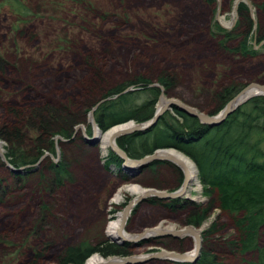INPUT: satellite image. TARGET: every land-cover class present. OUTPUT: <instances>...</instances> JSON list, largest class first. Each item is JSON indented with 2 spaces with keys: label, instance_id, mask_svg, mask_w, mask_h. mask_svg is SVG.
I'll return each mask as SVG.
<instances>
[{
  "label": "rangeland",
  "instance_id": "374dc122",
  "mask_svg": "<svg viewBox=\"0 0 264 264\" xmlns=\"http://www.w3.org/2000/svg\"><path fill=\"white\" fill-rule=\"evenodd\" d=\"M236 1L24 0L36 17L30 23L18 24L11 11L13 0H0V132L4 125L15 124L27 153L34 155L37 149L44 152L43 159L28 172H13L1 162L0 264H27L37 251L41 258L36 264H56L67 247L87 243L95 248L107 241L113 243L105 231L134 199L123 191L127 185L176 192L178 185L164 182L178 169L172 162L160 164L159 171L154 172L164 180L155 187L143 185L146 173L132 177V172L121 170L122 162L113 161L115 167L105 168L111 150L102 151L100 142L91 143L94 130L90 111L101 100L111 99L103 97L121 84L126 87L123 94L138 92L134 104L150 99L148 91H138L141 86L132 85L139 78L145 88L160 90L155 111L164 97L209 116L217 107L213 92L240 86L236 96L249 84L264 86V14L257 8L264 0H244L251 5V24L243 22ZM228 32L234 37L225 38ZM244 40L255 54L237 51ZM164 78L171 81L170 87H162ZM43 105L55 109L53 115L46 116L50 121L46 133L33 116L36 110H45ZM9 108L22 111L23 116L8 117ZM166 114L181 122L175 109ZM166 120L170 118L166 116ZM71 127L68 139L52 137L60 129ZM48 140H53L54 154L44 148ZM0 145L5 153L7 142L0 138ZM52 163L67 166L69 176L61 185L52 183L54 173L48 169ZM116 192L122 195L119 204L112 202ZM192 194L190 198L195 201H187L182 218L161 204H138L133 207L138 214L130 213L124 231L134 236L159 223L162 228L173 225L177 231L188 226L200 230L202 250L215 255L217 264L254 262V255L241 254L235 246L226 245L235 243L237 234L228 215L218 208L215 194L205 196L201 185ZM196 206L199 208H192ZM205 208V221L191 225L189 218ZM139 209H150L146 219L139 217ZM138 217V225H134ZM173 238L152 239L163 242L164 251L184 253ZM145 239L135 244L140 246ZM181 240L182 249H189L188 236ZM259 244L264 246V229ZM152 247L147 243L108 258H136L139 262ZM136 264L165 263L150 260Z\"/></svg>",
  "mask_w": 264,
  "mask_h": 264
},
{
  "label": "trees",
  "instance_id": "16d2710c",
  "mask_svg": "<svg viewBox=\"0 0 264 264\" xmlns=\"http://www.w3.org/2000/svg\"><path fill=\"white\" fill-rule=\"evenodd\" d=\"M71 1L81 2L82 0ZM207 1L212 4L215 0ZM257 8L264 14V2L259 4ZM11 11L15 15L18 24L30 23L36 17V12L26 6L24 0H13ZM238 12L240 17L244 19L243 22L251 24L248 17V8L245 4H239ZM217 29L221 30L219 27ZM224 36L227 39L234 37L229 32ZM59 40V42L63 41ZM239 47L240 49H237V51L242 52L244 55L255 54V51L247 46L246 40ZM2 67L3 65L0 64V69ZM160 83L163 88L172 85L167 78L162 79ZM132 85L141 86L138 91H148L151 98L145 99V101L136 105L133 99L138 92L132 91L123 94L126 88L124 84L113 87L103 97L111 99L105 100L93 110L94 122L103 131L102 133L128 121L140 124L149 121L153 117L154 106L160 92L159 88H145L144 81L141 78L132 82ZM239 89L240 86L230 85L213 92L212 98L217 104L213 114L222 110ZM43 106L45 110L43 112L36 110L33 112V116L36 117V121L39 123L40 127L38 126V128L46 133L48 131L47 127L50 125V121L46 119V116L53 115L55 109ZM28 111L31 113L30 110ZM21 112L9 108L7 115L8 117L21 118L23 116ZM175 114L181 122L175 116L165 115L164 113L154 128L146 133L122 136L116 139L117 146L131 159H140L156 150L168 148H173L187 156L196 166L198 181L203 188V194L207 197L215 194L218 208L228 215L233 224L237 241L235 243L227 242L226 245L229 247L235 246L241 254L254 255V262H249V264H264V246L259 244L260 231L264 229V96L250 98L234 110L222 124L213 128L201 124L196 118L189 117L176 109ZM166 116L170 118V121L166 120ZM71 131L72 127L69 129L63 128L56 134H52V137L60 135L68 139ZM0 138L7 142L5 153H3L7 162L14 168H27V171L24 172H28L30 167L33 168L44 153L41 149H37L34 155L27 153L22 148L21 134L15 124L4 125L0 132ZM53 145V140H48L44 148L49 153L54 154ZM108 157L104 164L105 168L109 167L113 161L122 162L112 152ZM154 164L165 163L157 161L148 166ZM145 167L141 168L132 177H136L140 173L143 174ZM66 168L67 166L62 163H52L48 166V169L54 173L52 183L62 184L63 179L69 176ZM150 174L156 175V173ZM181 199L185 200L186 205L187 201H194L187 198ZM156 201L159 203L158 205L161 204L162 206L163 203H169L172 200L149 198L143 202L150 205L156 204ZM186 205L176 206L174 215L182 218V212H184L183 209ZM192 208L197 209L199 206ZM149 211L150 209H142L139 217L146 219L145 214ZM207 211L208 208H205L200 214L196 213L189 218V223L199 226L205 221ZM139 217L134 221V225H138ZM159 224L154 225L152 228ZM188 238L193 243V240L190 237ZM44 249L48 250V248ZM95 253L102 256V258H108L121 256L124 252L118 245L108 241L95 248L88 246L87 243H81L63 250L56 258V264H84ZM201 253L202 255L200 254L199 257L202 256V258H198L196 264H217L215 255L210 252H203L202 249ZM40 258L41 252L37 251L27 264H36Z\"/></svg>",
  "mask_w": 264,
  "mask_h": 264
},
{
  "label": "water",
  "instance_id": "95a60500",
  "mask_svg": "<svg viewBox=\"0 0 264 264\" xmlns=\"http://www.w3.org/2000/svg\"><path fill=\"white\" fill-rule=\"evenodd\" d=\"M240 3H244L245 5H247V7L249 9L251 8V5L249 3H246L244 0H237L235 2V6H238ZM136 90H138V89H136ZM251 90H255L258 93L249 96L248 98L244 99L243 101H240L239 103H236V105L233 104L236 101V99H238L242 94H244L247 91H251ZM255 96H264V86L257 85V84H249L242 91H240L236 96H234L224 106V108L220 112H218L217 114L212 115V116L205 115V114H202V113H197L195 110H193V109H191L189 107L183 106V105H181V104H179V103H177L175 101H168L166 106H164L161 110L155 111L153 117L149 121L144 122V123H140V124H136V125H134V128H132L131 130L124 131L123 133H120L119 135H116V137L114 138V141H116V139H118V138H120L122 136H125V135H130V134H134V133H146L147 131H149L152 128H154L157 125L159 119L164 115V113H166L170 109H177V110L185 113L189 117L196 118L201 124L207 125L210 128L217 127L220 124H222L226 120V118L234 110H236L239 106H241L247 100H249L250 98L255 97ZM104 101L105 100H101L99 103H97L95 109ZM90 116H91V125L93 127V130L95 128L98 129L97 125L94 122V119L92 118V112H90ZM93 140L95 142H97V143L99 142V139L95 138L94 135H93ZM110 150H111L112 153H114L118 158H120L123 161V163H122V169L123 170L136 169V168L139 169L141 167H145L146 165H148L149 163L154 162V161L172 162L173 163V161H170V159L160 158V157L155 156V153L158 152V150H156L152 154L146 155V156H144V157H142V158H140L138 160L129 159L128 156L126 155V153L121 148H119L115 142H113V145L110 147ZM0 157H1V160H3V162H5V159H4V156H3V151L1 150V148H0ZM41 159H43V157ZM173 164L176 165V163H173ZM176 166L178 168H180L178 165H176ZM8 168H10L13 172H16V173H21L23 171L22 169H12L9 166H8ZM182 172H183V176H184V182H183L182 187L180 188V190H178L176 192H173V193H170V194H165V193H161V192H153L151 194H146L140 200H138V201L135 200L133 203L130 202L125 210H129V208L131 209V207H133L137 203L142 202L144 200V198L148 197V196H152L154 198L164 199V200H172V199L177 198L180 194L185 192V190H186V188L188 186V183H189L187 175L184 173V171H182ZM188 228H191V227H188ZM191 229L193 230V228H191ZM148 231H150V230L146 229V231L143 234H141V236L140 235L139 236L138 235H134L135 238L131 237V238H129V240H135L136 241V240H139V239L148 238L147 236L145 237V233H147ZM182 233L183 232H180V231H177L175 233H168V232H165L164 230H160V231L154 233L153 237L171 236V237H175V238H181V237L183 238L184 236H182ZM108 238L112 242H114V243H116L118 245L121 244L124 240H126V239H124L122 242H118L116 239H112L110 237H108ZM129 240H126V241H129ZM200 242H201V239L198 240V244H197L195 249L193 248L191 251L189 250V251H187L185 253H182V254H176V253H172V252L169 253V252H166V251H161L158 254H156L154 257H162L165 260L176 262V263H190V264H193L199 258V254H200V251H201ZM143 262H144V260H141V261L137 262L136 258L135 259L134 258H131V259H129V258H121L120 262H118L117 264H124V263L136 264V263H143Z\"/></svg>",
  "mask_w": 264,
  "mask_h": 264
},
{
  "label": "bare ground",
  "instance_id": "6f19581e",
  "mask_svg": "<svg viewBox=\"0 0 264 264\" xmlns=\"http://www.w3.org/2000/svg\"><path fill=\"white\" fill-rule=\"evenodd\" d=\"M256 93H258V92L255 90L247 91L244 94H242L238 99H236V101L233 104L236 105V103H239L240 101H243L244 99H246L249 96L256 94ZM167 102H168V100L163 97L156 105L157 110H161L164 106H166ZM90 112H92V115H93V110H91ZM90 123H91V119H90ZM132 128H134V124L132 122H129V123L124 124V125L114 126L111 129H109L108 131H106L105 133H102L98 129L95 128L93 135L95 136V138L99 139V142L101 143V149H102V151H105L106 149L110 148L113 145V142L116 143V141H114V138L116 137V135H119L120 133H123L124 131H129ZM91 143L94 144L95 141L93 140ZM0 147H1V145H0ZM155 156L160 157V158L170 159V161H173V163H176V165H178L182 169V171H184V173L187 175L189 183H188V186H187L185 192H183L182 194L179 195V196H182L181 198L191 199L190 197H192V195H193L192 191H197V192L199 191L200 185L198 182V171L196 169L195 164L187 156H185L184 154H182L178 151H175V150H161V151L156 152ZM154 162H157V161H154ZM151 163H149V164H151ZM148 165H146V166H148ZM141 168H143V167H141ZM141 168L134 169L133 171H130V169H128L127 171L132 172L134 175H136ZM123 191H125V193H127L129 195L134 196V199L131 201L132 203L135 200L136 201L140 200L146 194L158 192V191L153 190V189L152 190L144 189L143 187H140L139 185H135V184L127 185ZM176 191H178V190H176ZM161 193H165V192L162 191ZM170 193H173V192H170ZM170 193H165V194H170ZM121 198H122V195L120 194V192L119 193L116 192V194L112 198V202L115 204H117V203L119 204V202L121 201ZM149 198H154V197H152V196L145 197L143 201H145ZM161 200H164V199H161ZM166 201H168V200H166ZM142 202H140V203H142ZM140 203L135 204L133 207H136ZM133 207H131V209L129 208V210H124L123 212H120L119 214L115 215V219L112 222L107 224V229L105 231L106 236H108L112 239H116L118 242H122L126 238H131V237L135 238V236L129 235L124 231V227L126 225L127 219L129 218L130 213L134 209ZM174 228H175V226H173V225L166 226L165 228H162L160 225H158L154 228L148 229L150 231L145 233V237L147 236L148 238H155V237H153L154 233H156L160 230H164L165 232H168V233H175V232H177V230H174ZM145 231H146V229L141 234H143ZM180 232H183L182 236H185V237L188 236L193 240V244H194L193 248L194 249L196 248V246L198 244V240L201 239L200 247L202 249V238L200 236V230H196V229L192 230L191 228H188V226H187V227H183L180 230ZM141 234H139V235L141 236ZM165 237H168V236H165ZM165 237H161V238H165ZM200 253H201V251H200ZM118 262H120L119 258L112 257V258H106L105 259V258H102L101 256H99L97 254H94L91 257H89L85 261L84 264H117ZM129 264H133V263H129Z\"/></svg>",
  "mask_w": 264,
  "mask_h": 264
},
{
  "label": "flooded vegetation",
  "instance_id": "af4514ba",
  "mask_svg": "<svg viewBox=\"0 0 264 264\" xmlns=\"http://www.w3.org/2000/svg\"><path fill=\"white\" fill-rule=\"evenodd\" d=\"M247 6V5H246ZM248 8V7H247ZM249 9V8H248ZM249 10H251V8L249 9ZM3 156H4V154H3ZM4 159H5V156H4ZM129 159H131V158H129ZM131 160H138V159H131ZM0 162H2V164H4L7 168H8V166L9 167H11L12 169H22L23 171L22 172H24V171H27L26 169L27 168H24V167H22V168H14V167H12L8 162H7V160L5 159V162H3V160H1L0 159ZM106 162V160L104 161V163ZM123 162V161H122ZM159 165L160 164H154V165H150V166H148V167H145L144 169H143V173H146V176L142 179L143 181H144V184L143 185H151V184H153L154 186L153 187H155V185L156 186H158V182L160 181V180H162L163 178H159V176L158 175H152V174H150V173H154V172H157V171H159ZM111 167H115V164H111L110 165ZM31 168V167H30ZM33 168H34V166H33ZM32 168V169H33ZM10 169V168H9ZM137 169V168H136ZM179 170H181L180 168H178ZM178 169H176V171H175V173H173L172 175H173V177H170V179L168 180V182L167 181H164V180H162V181H164V182H166L167 184H170L171 186L172 185H178V188H177V190H180V188L182 187V184H183V182H184V176H183V172H182V170H181V172L178 170ZM11 170V169H10ZM12 171V170H11ZM29 171V170H28ZM141 180V181H142ZM181 197L182 196H178L177 198H175L174 200H172V201H169V203H163V205L162 206H160L161 208H164V209H166V210H168L170 213H172V214H174V211H175V207L176 206H178V205H186V202H185V200H183V199H181ZM153 202H155V201H153ZM156 204H159L157 201H156ZM128 206V205H127ZM150 207H153V206H155V205H152V204H150L149 205ZM126 209V208H125ZM124 209V210H125ZM133 211H135V213L136 214H138V209L137 210H133ZM134 213V214H135ZM139 213H140V209H139ZM178 218V217H177ZM185 237V236H184ZM183 237V238H184ZM165 238H167V237H165ZM165 238H163V239H165ZM183 238H173L174 239V241H176L177 242V244H178V247L180 248V250H182V251H185V252H187V251H191L192 249H193V243L191 242V240L189 241V243H190V247H189V249H182V244L184 243V241L183 240H181V242L179 241L180 239H183ZM139 240H143V239H139ZM139 240H129V241H126V240H124L121 244H116V243H114L113 242V244H116V245H118V246H120V249L121 250H123V252L125 253V252H128L127 251V248H129V249H136L137 247H142L144 244H147V243H149V244H151V245H153V246H155V247H152V248H149V251L151 252L147 257H146V259H142V260H144L145 262H148V261H154V262H158V263H165V264H170V263H168L167 261L168 260H165V259H163L162 257H154L156 254H158L159 252H161V251H164L163 249H161V248H166L165 247V245H164V243L163 242H160V243H158V241L156 242L154 239H152V238H146L144 241H145V243H143V244H141L140 246H137V244H135V242H137V241H139ZM160 240H162V239H160ZM127 242H129V243H127ZM130 243H132V244H130ZM158 246V247H157ZM160 247V248H159ZM126 249V250H125ZM167 252V251H166ZM184 252V253H185ZM128 253H130V252H128ZM201 255H202V253H200ZM200 256V255H199ZM139 258V257H138ZM202 258V256L201 257H199V259H201ZM141 259V258H140ZM198 259V260H199ZM170 262H172V261H170ZM176 263V262H175ZM176 264H190V263H176ZM193 264H196V263H193Z\"/></svg>",
  "mask_w": 264,
  "mask_h": 264
}]
</instances>
